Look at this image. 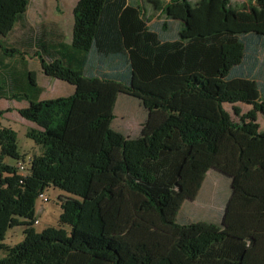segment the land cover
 Returning <instances> with one entry per match:
<instances>
[{"label": "trees", "instance_id": "obj_1", "mask_svg": "<svg viewBox=\"0 0 264 264\" xmlns=\"http://www.w3.org/2000/svg\"><path fill=\"white\" fill-rule=\"evenodd\" d=\"M134 2L79 0L72 45L38 55L75 94L18 111L37 126L26 180L5 161H25L17 133L0 129V264H264V0L154 1L157 23ZM29 4L0 0V62L22 55L6 39ZM124 95L148 114L136 139L113 125ZM11 97L0 80V99L25 95ZM236 103L253 107L239 123L224 110ZM210 173L230 184L221 222H189ZM51 187L62 225L38 232Z\"/></svg>", "mask_w": 264, "mask_h": 264}, {"label": "rangeland", "instance_id": "obj_2", "mask_svg": "<svg viewBox=\"0 0 264 264\" xmlns=\"http://www.w3.org/2000/svg\"><path fill=\"white\" fill-rule=\"evenodd\" d=\"M41 0H35L34 3L28 7L30 11V20L32 22H38L40 19L46 21L49 19L59 20L64 31L68 36L71 35L74 25V16L73 8L79 0H52L51 4L46 2L45 9L42 12L37 11V4ZM141 4L147 10V16L151 18L154 23L160 21L161 15L158 13L154 14L153 5L154 1H160L161 3H167L169 0H139ZM191 7L197 9L201 7L204 0H189ZM233 6L237 9H246L250 4H255L254 0H231ZM151 3V4H150ZM67 36V37H68ZM42 67V66H41ZM43 71V69H42ZM13 107V109H12ZM23 107L22 104L17 102H8V100L0 101V112L3 114L0 115V129L7 128L12 129L17 133L18 136V147L19 151L24 156L25 159L31 158L36 152L37 146L34 141L27 137L28 131L32 128L37 127L35 124L26 121L18 113L19 110ZM11 108V109H9ZM9 111V113L7 112ZM224 110L229 114L230 119L234 122L240 121V118H243L245 115L253 111V107L245 104H225ZM11 112V113H10ZM140 110L136 107L130 105L129 102L121 100L118 102L114 127L115 129H121L130 139H136L139 136L140 131L142 130L143 124L140 118ZM258 124L260 127H263L264 120L262 116L258 118ZM38 154V153H37ZM6 163L8 165L15 166L17 161L6 158ZM204 191L199 195V200H196L192 203H187L182 209L181 215L186 214L189 222H204V223H220L221 216L220 211L216 206H211L209 201H204L202 196H204ZM45 196H48L50 201L49 203L42 204L41 200L36 203V215L40 221V225L36 226L38 232H42L45 228H58L61 226L60 215L62 209L60 207L61 202L58 201L61 192L51 188H48L44 193ZM211 206V207H210ZM65 226V225H64ZM23 231L24 228L18 226L13 228L7 233L6 244L8 246H15L20 244L23 240Z\"/></svg>", "mask_w": 264, "mask_h": 264}, {"label": "crops", "instance_id": "obj_3", "mask_svg": "<svg viewBox=\"0 0 264 264\" xmlns=\"http://www.w3.org/2000/svg\"><path fill=\"white\" fill-rule=\"evenodd\" d=\"M29 1L30 4L28 7H30L35 0ZM132 1H135V5H141L139 0ZM51 2L52 0H47L48 4H51ZM45 5L46 2L41 0L37 4V11L39 12L40 10V12H42L43 9H45ZM29 14L30 11L28 9L25 18L15 27L14 32L8 35L6 39L8 44L12 46L13 49L19 50L22 55H17L13 58H5L4 62H0V77L2 78L0 80L4 86V90L7 91L8 97L25 95V98L21 97L20 99L9 100L3 98L0 99V101L8 100L9 103L17 102L23 105L21 109L28 108L30 106V100L43 102L51 99L55 100L58 98L72 97L75 94V87L70 85V83L46 76L42 71V63L38 57L40 54L47 61L51 60L50 58L57 57L56 51L60 44L63 43L67 46L72 45L73 30L71 35L68 36L59 20L49 19L44 21L40 19L38 22H32ZM152 23H154V21ZM1 58L2 55L0 54V60ZM100 71L101 74H109V70L107 69L100 68ZM31 73L35 75V84L37 88H32L30 86ZM121 100L129 102L131 106L139 109V116L142 123H144L148 114L146 110L140 106L138 101L125 95L120 97L118 102ZM115 130L125 134L121 129ZM261 130H264V124ZM204 190L205 192L202 199L204 201H209L212 207L216 206L220 211L219 215L222 216L229 195L231 194L229 182L221 179L220 176L216 174L210 173L204 180L200 193ZM200 193L196 200H199ZM184 216L188 218L185 213ZM37 220H39L38 216Z\"/></svg>", "mask_w": 264, "mask_h": 264}, {"label": "built area", "instance_id": "obj_4", "mask_svg": "<svg viewBox=\"0 0 264 264\" xmlns=\"http://www.w3.org/2000/svg\"><path fill=\"white\" fill-rule=\"evenodd\" d=\"M31 162H32L31 158H28V159H25V161L20 160L16 164V167L19 171V174L21 175L23 180H26L30 175ZM39 200H41L42 204L49 203V201H50L49 197L45 196V194L41 195ZM34 224H35V226H38V225H40V221L36 220L34 222Z\"/></svg>", "mask_w": 264, "mask_h": 264}]
</instances>
